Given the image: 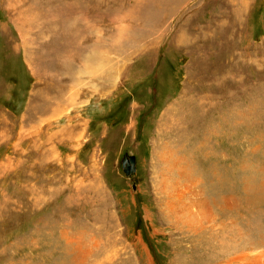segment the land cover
<instances>
[{
    "label": "rangeland",
    "instance_id": "1",
    "mask_svg": "<svg viewBox=\"0 0 264 264\" xmlns=\"http://www.w3.org/2000/svg\"><path fill=\"white\" fill-rule=\"evenodd\" d=\"M235 254L264 264V0H0V264Z\"/></svg>",
    "mask_w": 264,
    "mask_h": 264
},
{
    "label": "bare ground",
    "instance_id": "2",
    "mask_svg": "<svg viewBox=\"0 0 264 264\" xmlns=\"http://www.w3.org/2000/svg\"><path fill=\"white\" fill-rule=\"evenodd\" d=\"M80 18V17H79ZM68 25V23H67ZM69 43V42H68ZM109 79L113 80V76H109ZM108 79V81H109ZM81 105V104H80ZM128 155V154H127ZM135 160V159H134ZM232 186V185H231ZM245 189V188H244ZM259 189V188H258ZM257 189V191H258ZM248 193V191H246ZM261 192V191H260ZM211 193V192H210ZM249 194V193H248ZM214 197V196H213ZM217 197V196H216ZM246 197V196H244ZM215 198V197H214ZM248 198V197H246ZM216 199V198H215ZM212 202L214 203L215 201ZM221 200V199H220ZM250 200V199H249ZM252 200V199H251ZM256 200V199H255ZM223 201V200H222ZM245 201H247L245 199ZM220 202V201H219ZM211 203V202H210ZM217 204V203H215ZM214 204V206H215ZM247 204V203H246ZM212 205V204H211ZM229 205V204H228ZM251 205V204H250ZM166 206L169 208V214L167 213L166 222H168L169 227L172 229L173 235H180L183 239L187 236L184 234L192 233L195 236H198L202 233L201 229L205 227L204 225L210 224L215 218L212 208L209 206L206 208L202 202L199 201V198L193 199L189 204L179 205L173 203H168ZM224 206V205H222ZM166 207V209H167ZM248 207V206H247ZM215 208V207H214ZM220 209L219 207H217ZM216 208V209H217ZM165 209V208H164ZM162 211V210H161ZM166 211V210H165ZM161 213V212H160ZM165 213V212H164ZM162 215V214H161ZM164 216V215H163ZM215 221V220H214ZM211 225V224H210ZM217 226V225H216ZM221 227V226H220ZM201 232V233H199ZM199 233V234H198ZM171 237V234L168 235V238ZM192 237V236H190ZM182 239V238H180ZM221 245V244H220ZM219 250V249H218ZM224 251V250H223ZM139 252L142 255V250L139 249ZM222 252V251H221ZM229 252V251H228ZM218 253V252H217ZM212 255V254H211ZM222 257L223 255H217ZM226 256V255H225ZM229 256V255H228ZM231 256V255H230ZM229 256V257H230ZM241 256V255H240ZM239 256V257H240ZM211 257V256H210ZM224 258V257H223ZM228 258V257H227ZM238 259V255H233L229 258L228 264H232ZM244 259V258H243ZM210 260V259H209ZM238 261V260H237ZM243 264V261L240 260ZM240 263V262H239ZM225 264V263H224ZM227 264V263H226ZM241 264V263H240Z\"/></svg>",
    "mask_w": 264,
    "mask_h": 264
},
{
    "label": "water",
    "instance_id": "3",
    "mask_svg": "<svg viewBox=\"0 0 264 264\" xmlns=\"http://www.w3.org/2000/svg\"><path fill=\"white\" fill-rule=\"evenodd\" d=\"M121 167L124 173L128 176L135 171V160L133 156L123 155L121 159Z\"/></svg>",
    "mask_w": 264,
    "mask_h": 264
}]
</instances>
